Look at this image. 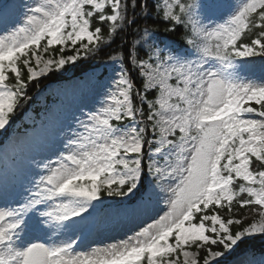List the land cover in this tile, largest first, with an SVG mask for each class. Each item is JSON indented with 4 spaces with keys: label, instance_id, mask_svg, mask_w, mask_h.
<instances>
[{
    "label": "snow or ice",
    "instance_id": "6c2138e0",
    "mask_svg": "<svg viewBox=\"0 0 264 264\" xmlns=\"http://www.w3.org/2000/svg\"><path fill=\"white\" fill-rule=\"evenodd\" d=\"M24 7L22 21L0 28V132L25 110L30 85L110 47L138 19L182 26L187 48L137 28L110 56L114 75L93 70L104 102L57 130L20 191L0 190V264H264L247 256L264 236V80L247 78V58H264V0ZM221 8L228 17L216 23ZM101 227L124 237L90 242Z\"/></svg>",
    "mask_w": 264,
    "mask_h": 264
},
{
    "label": "rangeland",
    "instance_id": "374dc122",
    "mask_svg": "<svg viewBox=\"0 0 264 264\" xmlns=\"http://www.w3.org/2000/svg\"><path fill=\"white\" fill-rule=\"evenodd\" d=\"M32 2L33 0H9L4 4L0 8V28L5 25L11 28L22 21L26 12L24 5ZM221 2L235 6L241 0H221ZM228 12V8L216 10L212 13V20L216 23H223L224 19L228 17ZM69 54L71 53L65 55ZM247 59L252 61L247 65L251 69L247 73V78L256 82L264 80V58L257 56ZM115 67L118 68L119 65ZM109 68L111 76L114 75L113 66L110 65ZM92 73L88 72L82 78H75L62 87L51 86L49 91L39 93L38 97L43 102L50 93H54L60 100L53 104L40 118H37L33 112H28L26 121L33 127L12 133L7 138L0 151V190L7 188L9 192L20 191L21 185L26 183L25 177L31 178L30 165L32 159H40L52 154L49 147L57 130L64 128L67 131L69 125L74 129L77 128V118L84 120L86 118L85 113L92 109H98L104 102L105 97L98 95L89 82ZM56 139L58 140L59 137ZM108 211L109 206H103L100 215L103 216ZM123 237V229L101 227L98 231L93 232L90 242L95 241L96 245H103ZM247 256L248 258L260 259V257L249 252H247ZM232 264H234V260Z\"/></svg>",
    "mask_w": 264,
    "mask_h": 264
},
{
    "label": "trees",
    "instance_id": "16d2710c",
    "mask_svg": "<svg viewBox=\"0 0 264 264\" xmlns=\"http://www.w3.org/2000/svg\"><path fill=\"white\" fill-rule=\"evenodd\" d=\"M7 1L8 0H0V7ZM169 27V25H166L165 23L157 19L154 14L147 18L138 19L137 25H134L126 32H119L118 34H116L114 37V42L111 43L110 47L102 45L101 50L96 52L95 55L91 56L90 58L77 61L75 66L69 64L66 66V71H57L53 74L48 75L46 78H43L39 84L33 83L32 85H30L28 94L30 97H32V99L27 103L25 110L20 112L14 118L12 123L13 126L6 132H0V147L5 142L6 137H8L11 132L16 130V123H20V126L17 130H23L31 126L25 120V115L28 111H33L37 117H40L41 114L46 112V110L49 109L51 105L58 100V97L50 94L46 97L44 104H40V100L37 98V95L40 91L49 90V87L51 85L62 86L75 77H82L86 72L90 70H99L98 74L100 72H104L107 76L110 77V56L114 53V50H119L122 46L126 49L128 43L134 42L136 39L140 38L139 36L132 35V33L137 31V28L141 30V35L143 29L147 28L151 33H153V40L160 46L169 45L181 51L185 50L187 48L184 39L186 30L182 26H177L176 31H170L167 30ZM101 35L104 41H108L110 38L107 30L103 31ZM68 53L71 52H66L65 54ZM104 199L106 203H110L111 199L113 198L105 197ZM244 213L245 215H249L246 209L244 210ZM247 248L248 252L256 257H261L262 255H264V236H259L251 240Z\"/></svg>",
    "mask_w": 264,
    "mask_h": 264
}]
</instances>
